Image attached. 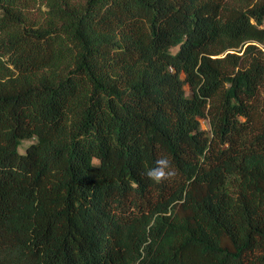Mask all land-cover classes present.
<instances>
[{"label":"trees","instance_id":"trees-1","mask_svg":"<svg viewBox=\"0 0 264 264\" xmlns=\"http://www.w3.org/2000/svg\"><path fill=\"white\" fill-rule=\"evenodd\" d=\"M259 46L264 0H0V264H264Z\"/></svg>","mask_w":264,"mask_h":264},{"label":"clouds","instance_id":"clouds-1","mask_svg":"<svg viewBox=\"0 0 264 264\" xmlns=\"http://www.w3.org/2000/svg\"><path fill=\"white\" fill-rule=\"evenodd\" d=\"M142 175L153 183L160 184L172 180L176 175V171L171 160L166 156H162L155 161L154 167L146 168Z\"/></svg>","mask_w":264,"mask_h":264},{"label":"rangeland","instance_id":"rangeland-1","mask_svg":"<svg viewBox=\"0 0 264 264\" xmlns=\"http://www.w3.org/2000/svg\"><path fill=\"white\" fill-rule=\"evenodd\" d=\"M41 10H44V8L41 7ZM33 13L38 14V8H35V9L33 10ZM259 48H262V50H264V46H259ZM201 127H202L203 129H208V125H207V121H206V120H202V121H201Z\"/></svg>","mask_w":264,"mask_h":264}]
</instances>
